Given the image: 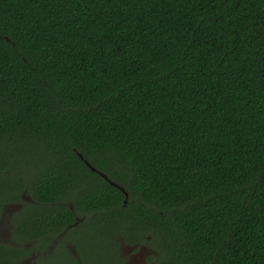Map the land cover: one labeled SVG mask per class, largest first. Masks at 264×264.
Instances as JSON below:
<instances>
[{"label":"trees","instance_id":"obj_1","mask_svg":"<svg viewBox=\"0 0 264 264\" xmlns=\"http://www.w3.org/2000/svg\"><path fill=\"white\" fill-rule=\"evenodd\" d=\"M0 227V264H264V0H0Z\"/></svg>","mask_w":264,"mask_h":264},{"label":"rangeland","instance_id":"obj_2","mask_svg":"<svg viewBox=\"0 0 264 264\" xmlns=\"http://www.w3.org/2000/svg\"><path fill=\"white\" fill-rule=\"evenodd\" d=\"M63 201L67 203L70 201V199L67 198V199H64ZM6 232L8 233L5 227H0V239L1 240L4 239L5 241H8L10 239V238H7ZM72 236L76 241L81 242L82 240H84V237L86 236V234L85 232H73ZM120 246L122 247V250L125 253L124 255H125L126 264H153L154 261L149 259V257H151L153 253L150 250L151 247L147 240L136 242V243H129V242H126L125 240H122V242H120ZM143 247L145 248L143 249ZM71 250L72 249L69 248L70 254H72ZM80 250L86 251V250H83V244H81ZM88 253L90 254V252ZM86 259L87 260L85 264H93V261L90 259V257L87 254H86ZM25 264H28V261Z\"/></svg>","mask_w":264,"mask_h":264},{"label":"flooded vegetation","instance_id":"obj_3","mask_svg":"<svg viewBox=\"0 0 264 264\" xmlns=\"http://www.w3.org/2000/svg\"><path fill=\"white\" fill-rule=\"evenodd\" d=\"M75 219H76V222H78V220H80L77 216H75ZM7 233V232H6ZM67 230L65 229L63 232H61V233H59L53 240H52V242L49 244V245H47V246H45L44 248H43V250H42V252H43V254L46 256V254L49 252V253H51V251L54 249V248H56L57 247V244H59L60 243V247H58L57 249V251L59 252V251H61L62 250V248L66 251V252H69V248H71L72 250H71V252H72V254H71V256H72V258L73 257H75L77 260H76V262L78 261H81L80 260V258L83 256V252H79V250L76 248V246H74V244H73V242H72V240H73V237L71 238V239H68L69 238V236H67ZM149 237V236H148ZM7 238H9V234L7 233ZM4 240V239H3ZM5 241V240H4ZM62 243V244H61ZM145 247H143V249H144ZM150 250H151V252L154 254L155 253V251L152 249V248H150ZM48 253V254H49ZM120 253H121V256L122 257H124L125 258V253H124V251L122 250V247L120 246ZM34 255L35 254H38V252H36V253H33ZM34 255H31L29 258H27L26 259V261L28 260V261H30L31 260V257H34ZM25 261V262H26ZM126 262V261H125Z\"/></svg>","mask_w":264,"mask_h":264},{"label":"water","instance_id":"obj_4","mask_svg":"<svg viewBox=\"0 0 264 264\" xmlns=\"http://www.w3.org/2000/svg\"><path fill=\"white\" fill-rule=\"evenodd\" d=\"M79 156H81V154H79ZM86 165L91 169V170H96L87 160H84ZM103 177H105V174L104 173H100ZM112 184H114L112 181H110ZM13 207H18L19 204L18 203H15V204H12Z\"/></svg>","mask_w":264,"mask_h":264},{"label":"clouds","instance_id":"obj_5","mask_svg":"<svg viewBox=\"0 0 264 264\" xmlns=\"http://www.w3.org/2000/svg\"><path fill=\"white\" fill-rule=\"evenodd\" d=\"M70 249H71V248H70ZM27 261H28V260H27ZM27 261H26V262H27Z\"/></svg>","mask_w":264,"mask_h":264}]
</instances>
